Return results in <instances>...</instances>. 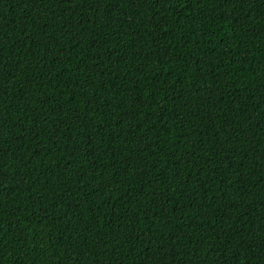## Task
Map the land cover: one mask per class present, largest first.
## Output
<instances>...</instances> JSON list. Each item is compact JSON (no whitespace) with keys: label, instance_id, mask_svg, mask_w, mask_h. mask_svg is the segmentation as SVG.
Here are the masks:
<instances>
[{"label":"trees","instance_id":"1","mask_svg":"<svg viewBox=\"0 0 264 264\" xmlns=\"http://www.w3.org/2000/svg\"><path fill=\"white\" fill-rule=\"evenodd\" d=\"M0 264H264V0H0Z\"/></svg>","mask_w":264,"mask_h":264}]
</instances>
